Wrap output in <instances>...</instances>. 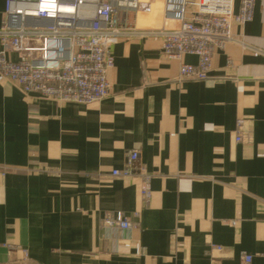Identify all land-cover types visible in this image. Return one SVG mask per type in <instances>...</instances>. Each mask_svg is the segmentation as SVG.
Here are the masks:
<instances>
[{
    "label": "crops",
    "instance_id": "1",
    "mask_svg": "<svg viewBox=\"0 0 264 264\" xmlns=\"http://www.w3.org/2000/svg\"><path fill=\"white\" fill-rule=\"evenodd\" d=\"M161 23V0L119 15L100 102L0 82V264H264V0L233 24L203 81L178 80ZM132 149L150 176L145 206L138 177L111 175ZM117 213L132 228L101 226Z\"/></svg>",
    "mask_w": 264,
    "mask_h": 264
},
{
    "label": "built area",
    "instance_id": "2",
    "mask_svg": "<svg viewBox=\"0 0 264 264\" xmlns=\"http://www.w3.org/2000/svg\"><path fill=\"white\" fill-rule=\"evenodd\" d=\"M153 0H6L0 28V82L16 84L24 94L63 103L90 105L108 97L107 74L113 67L111 46L122 34L119 15L149 11ZM259 0H161L162 23L155 30L161 37V54L180 62L178 80L203 81L210 77L214 52L231 39L233 24L252 19ZM70 9L71 11L69 12ZM16 52L17 60H9ZM197 57L196 65L181 62ZM243 120L236 123V142H243ZM123 170L114 177H138L140 201L151 196L150 176L139 165V152L125 153ZM137 217L138 213H134ZM101 226L129 230L133 224L121 213L107 214ZM220 250L217 246H211ZM244 264L251 256L243 255Z\"/></svg>",
    "mask_w": 264,
    "mask_h": 264
},
{
    "label": "bare ground",
    "instance_id": "3",
    "mask_svg": "<svg viewBox=\"0 0 264 264\" xmlns=\"http://www.w3.org/2000/svg\"><path fill=\"white\" fill-rule=\"evenodd\" d=\"M69 10V12L71 11L70 9H68Z\"/></svg>",
    "mask_w": 264,
    "mask_h": 264
}]
</instances>
